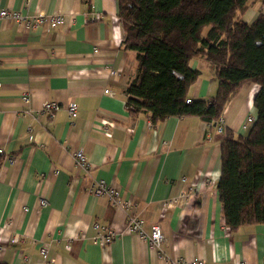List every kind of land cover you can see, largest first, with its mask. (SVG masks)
Instances as JSON below:
<instances>
[{
  "label": "crops",
  "instance_id": "1",
  "mask_svg": "<svg viewBox=\"0 0 264 264\" xmlns=\"http://www.w3.org/2000/svg\"><path fill=\"white\" fill-rule=\"evenodd\" d=\"M24 3L0 0V7L62 13L66 21L30 29L0 19V262L48 264L40 252L48 243L53 264H169L171 258L264 264V223L231 230L217 188L222 141L229 131L247 135L260 86L248 81L230 99L223 132L194 115L153 123L150 114L133 115L127 107L138 68L136 52L124 47L119 0ZM260 9L246 19L252 22ZM190 65L201 74L188 97L212 99L219 86L213 66L204 57ZM25 93L28 104L21 101ZM46 100L60 103L53 116L40 114ZM72 101L79 105L73 119L66 109ZM75 150L88 156V170L77 164ZM94 179L135 202L147 232L160 226V249L129 232L109 244L94 242L95 222L119 231L127 222L124 210L89 192ZM182 190L187 197L164 206Z\"/></svg>",
  "mask_w": 264,
  "mask_h": 264
},
{
  "label": "trees",
  "instance_id": "2",
  "mask_svg": "<svg viewBox=\"0 0 264 264\" xmlns=\"http://www.w3.org/2000/svg\"><path fill=\"white\" fill-rule=\"evenodd\" d=\"M248 2L119 0L124 47L136 52L138 68L129 84L131 114L148 113L153 123L194 115L214 124L244 83L260 86L247 135L229 131L221 144L217 188L231 230L264 223V10L249 22ZM198 57L211 63L219 86L212 99L187 102L201 74L190 65Z\"/></svg>",
  "mask_w": 264,
  "mask_h": 264
},
{
  "label": "built area",
  "instance_id": "3",
  "mask_svg": "<svg viewBox=\"0 0 264 264\" xmlns=\"http://www.w3.org/2000/svg\"><path fill=\"white\" fill-rule=\"evenodd\" d=\"M30 0H25L24 6L27 7ZM0 19L13 20L22 24H25L30 29H37L43 25H48L51 28H56L62 25L66 18L62 13H51V14H37V15H26L22 9L14 10L9 8L0 7ZM117 71L115 69L110 70V75H116ZM105 93L113 95V92L110 89H105ZM21 101L24 104L29 103V94L25 93L21 97ZM190 98H187V102H191ZM60 108V103L57 101L46 100L43 103V107L40 110V114L53 116L55 112ZM68 115L71 119L75 118L78 114L79 105L77 102H69L66 105ZM256 118L249 116L247 119V124L244 125V128L247 129L251 126ZM224 119H219L217 123V129L219 132L224 131ZM109 131H107L108 133ZM0 154H4L3 148L0 147ZM73 155L76 159V162L83 169L88 170L90 167L89 159L86 153L83 150L73 151ZM14 157H10V160L14 162ZM186 181V178H184ZM89 192L97 196H106L113 207H118L124 210L127 222L126 227L123 231H119L109 225H102L99 222L94 223V229L96 230L94 236V242L104 245L109 244L116 240L120 235L129 232L134 233L140 236L142 239L148 241L153 248L160 249L162 242L164 241V235L158 224L151 226V231L147 232L145 230V219L138 213V205L130 200L125 199L118 189L110 185L104 179H94L90 186ZM188 191L182 190L177 196L170 197L164 201L165 207H175L179 201L188 196ZM49 200L46 197L40 198V205L47 206ZM71 248V245L68 246ZM41 256L48 264H53L54 259L49 257V244L44 243L40 248ZM169 264H207L201 258H171ZM233 264H248L246 261L233 262Z\"/></svg>",
  "mask_w": 264,
  "mask_h": 264
},
{
  "label": "rangeland",
  "instance_id": "4",
  "mask_svg": "<svg viewBox=\"0 0 264 264\" xmlns=\"http://www.w3.org/2000/svg\"><path fill=\"white\" fill-rule=\"evenodd\" d=\"M248 4H249V10L248 11L251 10L250 14H252V12L256 11L258 8H261L260 10H264V7H262L261 0H249ZM248 11H247V13H248ZM246 14H245V16H246ZM250 14L247 15V17H250Z\"/></svg>",
  "mask_w": 264,
  "mask_h": 264
}]
</instances>
